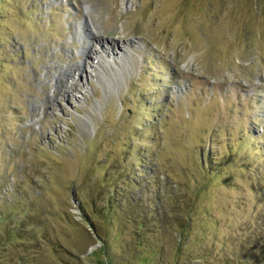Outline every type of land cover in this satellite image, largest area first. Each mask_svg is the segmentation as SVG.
<instances>
[{
    "label": "rangeland",
    "instance_id": "374dc122",
    "mask_svg": "<svg viewBox=\"0 0 264 264\" xmlns=\"http://www.w3.org/2000/svg\"><path fill=\"white\" fill-rule=\"evenodd\" d=\"M108 257L264 264V0H0V264Z\"/></svg>",
    "mask_w": 264,
    "mask_h": 264
},
{
    "label": "bare ground",
    "instance_id": "6f19581e",
    "mask_svg": "<svg viewBox=\"0 0 264 264\" xmlns=\"http://www.w3.org/2000/svg\"><path fill=\"white\" fill-rule=\"evenodd\" d=\"M99 59L102 60L101 57H100V58L98 57L97 62H99ZM62 72H63V71H62ZM65 72H66V71H65ZM75 72H76V74L79 72V67L75 70Z\"/></svg>",
    "mask_w": 264,
    "mask_h": 264
},
{
    "label": "trees",
    "instance_id": "16d2710c",
    "mask_svg": "<svg viewBox=\"0 0 264 264\" xmlns=\"http://www.w3.org/2000/svg\"><path fill=\"white\" fill-rule=\"evenodd\" d=\"M109 261H110V260H109V257H108V258H107V260H106V263H105V264H108V263H109Z\"/></svg>",
    "mask_w": 264,
    "mask_h": 264
}]
</instances>
